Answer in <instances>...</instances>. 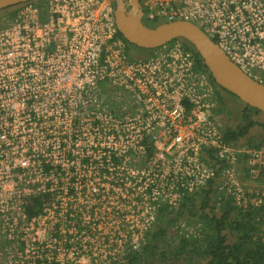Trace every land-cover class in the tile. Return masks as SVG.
Returning <instances> with one entry per match:
<instances>
[{
    "label": "built area",
    "instance_id": "built-area-1",
    "mask_svg": "<svg viewBox=\"0 0 264 264\" xmlns=\"http://www.w3.org/2000/svg\"><path fill=\"white\" fill-rule=\"evenodd\" d=\"M137 1L144 24L194 23L250 77L264 71V0ZM114 14L113 0L33 1L0 27L4 263L123 264L208 186L217 206L262 210L264 242V144L226 143L194 53L176 39L130 58Z\"/></svg>",
    "mask_w": 264,
    "mask_h": 264
},
{
    "label": "trees",
    "instance_id": "trees-1",
    "mask_svg": "<svg viewBox=\"0 0 264 264\" xmlns=\"http://www.w3.org/2000/svg\"><path fill=\"white\" fill-rule=\"evenodd\" d=\"M34 2L42 6L44 0ZM113 3L115 6L114 0ZM17 7L0 13L9 12L8 17H12L10 15ZM4 25L5 22L0 27ZM145 25L150 28L157 27L156 24ZM182 41L186 48L194 53L199 67L208 73L216 87L219 110L222 112V92L235 96L215 84L195 48L187 41ZM125 42L128 48L133 47L126 40ZM244 106L239 123L235 127H224V141L232 145L261 146L264 144V136L261 139L251 136V130L255 127L264 130V123L253 118L254 114L261 112L246 104ZM213 197L214 190L212 186H208L187 197L175 215L170 210H163V214L157 218L154 229L149 233L146 245L129 256L123 264H264V242L259 222L262 210L244 212L236 209L231 203L217 206ZM42 207L43 202L40 197L33 196L25 200V208L29 216L37 214ZM182 219L188 226L201 224L200 234L188 237L185 234H178L175 227ZM229 236L232 241L229 240Z\"/></svg>",
    "mask_w": 264,
    "mask_h": 264
},
{
    "label": "water",
    "instance_id": "water-1",
    "mask_svg": "<svg viewBox=\"0 0 264 264\" xmlns=\"http://www.w3.org/2000/svg\"><path fill=\"white\" fill-rule=\"evenodd\" d=\"M33 1L0 0V11ZM114 1L116 27L127 42L140 49L153 50L176 39L187 41L200 55L216 85L264 114V83L241 70L199 26L178 21L150 28L142 21L137 0Z\"/></svg>",
    "mask_w": 264,
    "mask_h": 264
},
{
    "label": "rangeland",
    "instance_id": "rangeland-1",
    "mask_svg": "<svg viewBox=\"0 0 264 264\" xmlns=\"http://www.w3.org/2000/svg\"><path fill=\"white\" fill-rule=\"evenodd\" d=\"M128 1L129 0H125V2H128ZM7 15H9V12H1L0 13V25L4 24V22H5L4 18H6L5 16H7ZM159 25H161V24H159ZM159 25H157V26H159ZM180 41L183 42L182 40H180ZM128 50H129L130 58H133V59L146 58L151 53V50H144V49H140V48L138 49L134 46L128 48ZM257 74H258L257 80L264 83V71H262L261 73H257ZM228 108H229V111H228L227 118H224V116H221L220 121L224 127H235L239 123L240 115H241L242 111L245 109V106L239 99L228 94ZM253 118L256 121L264 123V114L263 113L254 114ZM251 136L255 137L256 139H261L264 136V130L260 127H255L254 129L251 130ZM263 186H264V184H263ZM179 224H184L186 226L188 225L185 220H183V219L180 220V222L175 227V229H177V232L179 231ZM196 226H199V230H200L201 224H198ZM261 227H262V223H260V228ZM171 233H172V231H171ZM178 234H180V232ZM199 234H200V231H199ZM229 238H230L229 240L232 241L230 236H229ZM2 252H3V249L0 248V264H5Z\"/></svg>",
    "mask_w": 264,
    "mask_h": 264
},
{
    "label": "flooded vegetation",
    "instance_id": "flooded-vegetation-1",
    "mask_svg": "<svg viewBox=\"0 0 264 264\" xmlns=\"http://www.w3.org/2000/svg\"><path fill=\"white\" fill-rule=\"evenodd\" d=\"M128 9H129V7H128ZM222 95H223L222 116H224V118H227L228 111H229V108H228V94H227V92H222Z\"/></svg>",
    "mask_w": 264,
    "mask_h": 264
}]
</instances>
